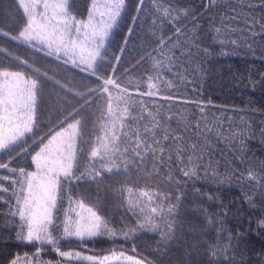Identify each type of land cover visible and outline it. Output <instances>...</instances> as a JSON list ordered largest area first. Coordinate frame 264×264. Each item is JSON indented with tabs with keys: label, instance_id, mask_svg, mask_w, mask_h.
<instances>
[{
	"label": "trees",
	"instance_id": "16d2710c",
	"mask_svg": "<svg viewBox=\"0 0 264 264\" xmlns=\"http://www.w3.org/2000/svg\"><path fill=\"white\" fill-rule=\"evenodd\" d=\"M91 2L71 0V11L78 19H83L88 15ZM158 5L169 8L172 17L179 16V19L165 16ZM138 6L139 0H125L118 26L112 30L102 52L104 58L98 60V70L93 76L81 71L80 67L64 64L62 60L11 40L9 37L18 35L25 18L17 0H0V32L9 34L0 35V49H3L0 69L25 70L14 59L19 57L74 92H87L89 87H97L102 83L98 77L118 79L121 87L127 89L125 99L130 110H135L134 115L150 111L154 115L170 116L168 123L176 132L191 125L182 132L186 139H196V122L200 123L201 130L205 125H218L216 131H224L228 137L208 136L210 146L206 155L215 163L217 177L205 176L201 171L198 179L188 180L173 164L171 184L163 175L149 177L146 174L145 170L153 167L151 159L141 162L130 154L116 157L118 168L110 173L103 172L98 181L91 179L88 171L93 165L99 169V161L89 163L87 158L82 159V178L73 181L65 191L70 192L73 202L82 199L90 207L99 203L94 210L105 217L110 226L125 230L136 228L137 217L123 205L118 193L121 189L131 187L133 197L141 189L160 190L171 194L172 203L179 194V207L169 218L174 222L167 242L159 232L145 229L137 230L129 240L107 236L84 242L75 238L61 240L60 250H80L88 254L81 256L94 257L124 252L139 258L143 264L149 261L151 264H264V231L257 227V222L264 219V190L260 187L264 185V0H216L214 5H210L209 0H145L139 13ZM218 28L220 36L215 31ZM161 39L165 41L162 50ZM221 39L224 43L219 42ZM168 57L174 65L171 70ZM161 60L165 64L157 69L154 65ZM157 72L161 77L159 81L155 79ZM26 74L33 75L30 70H26ZM149 76L153 77L151 83L157 85L151 96L146 94ZM111 91L115 97L116 89ZM45 92H51L53 100L66 97L78 106V97L66 93L50 80L45 83ZM105 106V98L101 95L93 106L94 115L89 118L85 141L102 134L98 127L93 132V120ZM123 107L121 104L120 108ZM113 110L117 111L115 102ZM47 120L45 114L40 135L48 131ZM104 122L110 124L111 120L105 117L101 123ZM125 126L127 128V122ZM233 132L241 133L242 137L233 138ZM80 147L87 152L90 144L83 143ZM34 154L32 151L31 155ZM31 155L18 157L11 167L23 166L33 171L35 165L31 164ZM8 159L0 154V160L7 162ZM249 170L259 184L247 179ZM161 171L167 172L168 168ZM0 175L9 173L0 169ZM4 183L7 186V181ZM4 196L9 203L0 202V264H10L17 257L18 264L30 261L32 264L84 263L78 258H61L51 245L43 246L37 257L35 245L17 239L21 221L9 214L10 205L14 204L11 195L5 193ZM63 208H69L67 200ZM60 216L63 219V210ZM206 216L212 218V223L207 222ZM73 219H76L74 213ZM161 227L167 230L166 225ZM206 242L217 249L229 244L230 247L226 254L218 251L213 258Z\"/></svg>",
	"mask_w": 264,
	"mask_h": 264
},
{
	"label": "snow or ice",
	"instance_id": "6c2138e0",
	"mask_svg": "<svg viewBox=\"0 0 264 264\" xmlns=\"http://www.w3.org/2000/svg\"><path fill=\"white\" fill-rule=\"evenodd\" d=\"M144 2L145 0H139L138 13ZM17 3L22 10L25 24L18 35L9 37L11 40L58 61L62 60L64 64L70 63L80 67L81 71H88L93 76L98 70L96 61L98 58L103 60L102 52L106 41L110 38L112 30L118 26L125 6V0H92L87 18L78 19L71 11V0H17ZM215 3L216 0H209L210 5ZM158 10L173 20L179 19V16L172 17L167 7L158 5ZM215 31L218 36L221 35L219 28ZM128 32L131 34L132 29L129 28ZM0 35L9 36L3 32H0ZM219 42L224 43V40ZM164 45L165 41L161 39V50ZM204 51L208 54L207 49ZM14 59L25 70L0 69V154L9 157L7 162L0 160V169L9 173L0 175V202L9 203L5 200V193H9L14 200V204L10 205L9 214L19 217L21 221L17 239L35 245L37 257L43 246L51 245L52 250L61 258L75 257L91 261L93 264H106L110 259L124 258L131 261V264H143V261L133 257H123V253L120 256L113 253L111 257L103 258L81 256L79 252L61 251L59 243L61 240L68 241L72 238L84 242L103 236L129 240L137 230L145 229L159 232L162 240L167 242L171 238L174 222L169 218L174 216L179 207L180 195H176V202L172 203L171 194L160 190L141 189L135 197L132 196L131 187L118 190L127 211L137 217V224L136 228L117 229L110 226V222L94 210L99 207V203L87 207L82 199L73 202L70 192L65 191L73 185V181L82 178V159L87 158L89 163L99 161V169L93 165L88 171L91 179L97 181L102 178L103 172L110 173L114 168H118L116 157L130 154L141 162L151 159L153 167L150 171L145 170L146 174L149 177L163 175L165 181L171 184L174 180L171 173L173 164L188 180L198 179L201 171L205 176L217 177L215 163L206 155V149L210 146L208 136L215 134L218 138L228 137L224 135V131H216L220 127L218 125H205L201 130L200 123L196 122V139H186L182 132L191 125H186L184 130L176 132L168 123L170 116L164 117L159 113L154 115L150 111L134 115L135 110H130L125 99L127 89L121 87L118 79L98 77L102 79V83L97 87H89L87 92H74L47 72L33 67L28 60L19 57ZM167 63L168 69L171 70L174 66L171 57H168ZM164 64L165 61L161 60L154 66L159 69ZM26 70H30L33 75L26 74ZM155 79H161L159 72ZM183 79L186 80V77ZM49 80L66 93L78 97V106L73 105L66 97L53 100L51 92L46 94L45 83ZM148 80L146 94L151 96L155 94L153 89H157V85L151 83L152 76H149ZM112 88L116 89L115 97ZM101 95L105 98L106 106L99 110L100 115L93 120V132L95 133L98 127L102 134L95 135L94 140L85 141L89 118L94 115L93 106ZM114 102L117 106L115 112ZM121 104L124 105L123 108H120ZM45 114L48 117V131L40 135V124L44 122ZM113 116L116 119H112ZM105 117L111 120L110 124L101 123ZM232 137H242V134L233 132ZM83 143L90 144L87 152L80 147ZM36 148L39 150L36 151ZM32 151L35 152L34 155H31ZM23 155H31V164L35 165L33 171L23 166L11 167L12 161L18 157L23 158ZM164 167L168 168L167 172L161 171ZM247 179L259 184L251 170ZM260 187L264 190V185ZM208 199L213 197L208 196ZM65 200L69 205L68 209L63 208ZM62 210L63 219L60 216ZM83 211L87 212L86 217L82 215ZM205 219L212 223L211 217L206 216ZM162 224L166 225V231L161 227ZM257 227L264 231V219L257 222ZM231 239L229 236V240ZM206 243L209 255L213 258L218 251L221 255L226 254L230 247L229 244L217 249L212 243ZM18 260L19 257L13 259L10 264H18Z\"/></svg>",
	"mask_w": 264,
	"mask_h": 264
},
{
	"label": "rangeland",
	"instance_id": "374dc122",
	"mask_svg": "<svg viewBox=\"0 0 264 264\" xmlns=\"http://www.w3.org/2000/svg\"><path fill=\"white\" fill-rule=\"evenodd\" d=\"M124 10V9H123ZM122 13H123V11L121 12V15H122ZM87 18V16L85 17V18H83V19H86ZM107 42V41H106ZM106 45V44H105ZM98 60H99V58L97 59V61H96V64H97V62H98ZM87 206V205H86ZM87 207H90V206H87ZM85 217L88 215V214H83ZM79 252L80 254H83V255H88L87 253H85V252H83V251H80V250H73V251H71V252ZM121 253H123V257H133L134 259H136V260H140L139 258H137V257H135V256H131V255H129V254H127V253H124V252H117V253H115L116 254V256H120L121 255ZM113 255V253H111V254H107V255H104V256H109V257H111ZM104 256H101V257H99V258H103ZM75 257H73V258H70V259H74ZM83 264H86V262H88L87 260H83ZM67 264H71V262H67ZM106 264H131V261H128L127 259H124V258H121V259H110L109 261H107L106 262Z\"/></svg>",
	"mask_w": 264,
	"mask_h": 264
}]
</instances>
